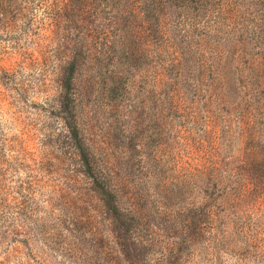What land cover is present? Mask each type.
Wrapping results in <instances>:
<instances>
[{"label": "rangeland", "instance_id": "1", "mask_svg": "<svg viewBox=\"0 0 264 264\" xmlns=\"http://www.w3.org/2000/svg\"><path fill=\"white\" fill-rule=\"evenodd\" d=\"M58 2L0 6V264H139L145 252L150 264H264V189L253 194L247 220L248 235L259 238L251 247L242 246L235 228L228 236L224 222L210 228L196 216L206 197L192 174V154L206 103L189 91L179 94L178 112L169 109L155 47L136 42L133 54L124 52L106 34L107 15L89 8L72 22L91 33L74 79L73 111L85 144L118 184L122 207L136 212L132 228L114 229L82 173L60 106L67 51L49 15L59 20L72 11ZM240 153L224 157L242 181L253 176L262 184L264 167L250 160L242 167Z\"/></svg>", "mask_w": 264, "mask_h": 264}, {"label": "trees", "instance_id": "2", "mask_svg": "<svg viewBox=\"0 0 264 264\" xmlns=\"http://www.w3.org/2000/svg\"><path fill=\"white\" fill-rule=\"evenodd\" d=\"M7 1L0 0V6ZM58 1L60 10L72 11L59 20L49 15L51 31L63 38L67 51L60 106L82 173L98 192L114 229L132 228L136 212L133 207H122L118 184L85 144L73 111L74 79L91 33L77 30L72 22L89 8L95 15H107L106 34L117 38L124 52L133 54L131 47L136 42L148 50L151 44L155 47L158 86L171 102L169 109L178 112L179 94L189 91L196 94L195 102L206 103L205 126L194 141L192 154V174L203 183L200 190L206 197L196 216L201 215L210 228L224 222L227 234L235 228L242 246L259 241L246 229L255 209L253 194L264 189V180L260 185L253 176L242 181L238 166L224 155L233 149L245 156L242 167L248 160L264 167V0ZM198 94L205 98L198 99ZM191 117L198 122L195 112ZM233 178L241 183L229 188L226 183ZM143 255L139 264H150L148 254Z\"/></svg>", "mask_w": 264, "mask_h": 264}]
</instances>
